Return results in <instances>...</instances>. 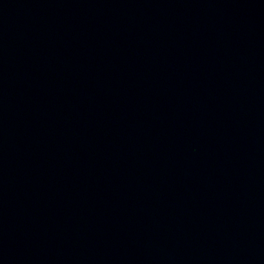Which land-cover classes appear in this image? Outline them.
<instances>
[{
  "label": "water",
  "instance_id": "95a60500",
  "mask_svg": "<svg viewBox=\"0 0 264 264\" xmlns=\"http://www.w3.org/2000/svg\"><path fill=\"white\" fill-rule=\"evenodd\" d=\"M0 264H264V0H0Z\"/></svg>",
  "mask_w": 264,
  "mask_h": 264
}]
</instances>
